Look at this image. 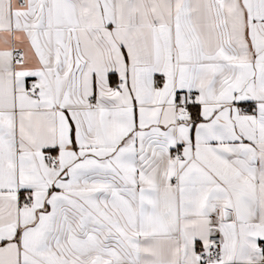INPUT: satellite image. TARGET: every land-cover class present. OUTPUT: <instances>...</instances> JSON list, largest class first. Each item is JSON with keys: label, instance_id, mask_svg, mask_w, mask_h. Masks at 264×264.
Wrapping results in <instances>:
<instances>
[{"label": "snow or ice", "instance_id": "obj_1", "mask_svg": "<svg viewBox=\"0 0 264 264\" xmlns=\"http://www.w3.org/2000/svg\"><path fill=\"white\" fill-rule=\"evenodd\" d=\"M0 264H264V0H0Z\"/></svg>", "mask_w": 264, "mask_h": 264}]
</instances>
